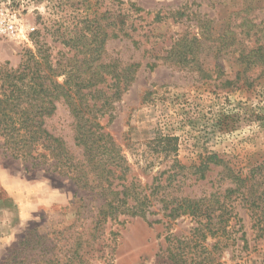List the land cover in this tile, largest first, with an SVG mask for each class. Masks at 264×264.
<instances>
[{
  "label": "rangeland",
  "instance_id": "rangeland-1",
  "mask_svg": "<svg viewBox=\"0 0 264 264\" xmlns=\"http://www.w3.org/2000/svg\"><path fill=\"white\" fill-rule=\"evenodd\" d=\"M124 14L131 36L119 31ZM0 18L18 27L0 36V66L11 67L37 40L60 57L69 50L65 38L94 19L104 29L114 20L107 30L119 36L110 37L105 57L139 66L110 121L101 120L128 160V182L150 188L178 158L187 168L172 185L165 174L159 194L231 200L228 235L236 238L222 256L192 244L182 264H264V0H0ZM73 123L60 103L47 127L81 160ZM162 135L177 137L176 152L161 150ZM213 153L247 181L233 182L214 163L199 178L196 167ZM46 168L0 147V264H174L178 238L197 225L188 215L167 223L157 201L147 218L121 215L97 228L103 198Z\"/></svg>",
  "mask_w": 264,
  "mask_h": 264
},
{
  "label": "trees",
  "instance_id": "trees-1",
  "mask_svg": "<svg viewBox=\"0 0 264 264\" xmlns=\"http://www.w3.org/2000/svg\"><path fill=\"white\" fill-rule=\"evenodd\" d=\"M139 10L143 9L137 7L134 12ZM127 16L124 14L119 20L123 24L119 31L131 36ZM160 19L156 16V20ZM93 22L64 39L69 50L60 52V57L53 54L46 42L37 40L35 49L26 50L17 67H11L8 62L0 66V147L15 159L29 162L33 167L48 166L46 170L51 166L53 172L96 192L103 198L97 207V228L110 220H119L121 215L147 218L155 213L152 207L158 201L164 217L169 219L167 223L188 215L197 224L190 236L178 238L183 250L172 253L174 264L186 261L184 249L192 244L200 246L206 257L214 251L222 256L224 249L236 242V238L228 235L233 217L231 200L222 201L217 194L200 198L159 194L160 189L166 188L162 182L165 174L166 183L172 185L180 181L181 170L187 168L178 158L160 172L150 188L134 180L128 182V160L101 119L108 114L110 121L114 101L134 82L139 64L123 63L119 59L108 61L106 43L110 37L119 35L113 29L109 34L107 29L116 22L110 20L107 29L102 28L99 20ZM73 49L83 56L80 58ZM60 103H65L73 116L75 142L83 149L81 160L70 153L63 138L47 127L48 119L55 115ZM159 139L163 152L177 151L176 136L162 135ZM210 163L222 165L227 177L237 184L248 179L235 173L217 153L206 156L196 167L199 178L206 177ZM238 190L239 187L228 188L226 197ZM157 221L162 220L150 222ZM208 238L216 240L211 248L206 244Z\"/></svg>",
  "mask_w": 264,
  "mask_h": 264
},
{
  "label": "built area",
  "instance_id": "built-area-1",
  "mask_svg": "<svg viewBox=\"0 0 264 264\" xmlns=\"http://www.w3.org/2000/svg\"><path fill=\"white\" fill-rule=\"evenodd\" d=\"M35 27H31L33 31ZM18 30L16 22L12 20L6 21L5 19L0 18V36L6 35H14Z\"/></svg>",
  "mask_w": 264,
  "mask_h": 264
}]
</instances>
